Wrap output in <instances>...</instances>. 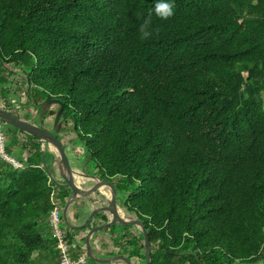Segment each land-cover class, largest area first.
Returning <instances> with one entry per match:
<instances>
[{"label":"trees","instance_id":"trees-1","mask_svg":"<svg viewBox=\"0 0 264 264\" xmlns=\"http://www.w3.org/2000/svg\"><path fill=\"white\" fill-rule=\"evenodd\" d=\"M153 2L0 0V107L44 128L55 110L40 116L41 103L62 102L88 165L143 222L150 264H258L264 0H176L141 39ZM0 125L5 152L25 155L20 168L0 159V264H58L48 215L69 190L49 180L36 138ZM120 240L144 264L141 234Z\"/></svg>","mask_w":264,"mask_h":264},{"label":"water","instance_id":"water-1","mask_svg":"<svg viewBox=\"0 0 264 264\" xmlns=\"http://www.w3.org/2000/svg\"><path fill=\"white\" fill-rule=\"evenodd\" d=\"M64 105L56 99L46 98L40 105V116L49 110H55L52 118V131L42 123L36 124L22 118H17L8 111L0 107V123L7 124L27 136L36 138L40 143V152L42 158V166L49 180L57 187L67 188L69 195L61 210V219L64 226L71 231L85 230L84 246L88 260L95 264H132L125 256L109 255L107 257H98L90 244L91 238L102 230L111 228H127L134 227L142 236L144 264H150V242L143 222L138 220L136 216L124 210L117 200V191L112 183L100 179L94 174L84 171L83 168H74L67 155V150L61 143L59 136L62 127L67 124V117L63 114ZM68 130L75 133V125L67 126ZM70 128V129H69ZM45 152L53 156L49 166L44 162ZM79 199L87 200L92 207L88 216L80 225L73 224L68 216L69 207ZM99 214L104 215L105 221L100 222L91 227L92 222L97 221L95 217ZM88 229V230H87ZM173 255L175 253H172ZM182 253H179L181 255ZM246 264V263H232Z\"/></svg>","mask_w":264,"mask_h":264},{"label":"crops","instance_id":"crops-1","mask_svg":"<svg viewBox=\"0 0 264 264\" xmlns=\"http://www.w3.org/2000/svg\"><path fill=\"white\" fill-rule=\"evenodd\" d=\"M10 79H12V77ZM16 79L18 80V78H16ZM11 87H12L11 91H13V88H15V87L12 84H11ZM10 101L15 106L14 102H16V98L14 96L11 98ZM63 131L64 132L62 133L61 141H62L63 146L67 150V155H68L70 161L72 163H74L73 167L78 168V169L83 168L84 171L97 176V174H96L97 170L92 169L87 163V157H86L83 145L77 140V135L71 131H68V132H65V130H63ZM24 158H25V155L22 152L15 159L17 161L21 162L22 160H24ZM52 159H53V156L51 155V160L49 161V164L52 161ZM68 193H69V191H68ZM117 194L124 196V194L120 193V192H117ZM117 200H118V204L124 210H126L123 206L124 200H122V199L121 200L117 199ZM91 207H92V205L87 200L79 199L69 207V209L67 211V216L73 224L80 225L83 223V221L88 216V213H89ZM61 210H62V207H61ZM132 215H134V214H132ZM95 219L100 220V222L105 221V217L102 214L97 215L95 217ZM98 220L95 222H92L91 227H94L95 225H97L99 223ZM69 234L72 236V241L77 242L78 246H80V247L84 246L85 230L71 231V232H69ZM121 234L122 235L123 234L124 235L130 234L133 236H137L139 234V232L134 227H131L129 229L128 228L121 229V228L116 227L115 230H113V231L110 229L109 230L108 229L102 230L99 233L95 234L90 240V244H91V247L93 249V252L98 257H102V258L107 257L109 255L125 256L121 253L128 251V249H126L122 246L123 243L120 240ZM84 251H85V246H84ZM132 264H136V263L134 262Z\"/></svg>","mask_w":264,"mask_h":264},{"label":"built area","instance_id":"built-area-1","mask_svg":"<svg viewBox=\"0 0 264 264\" xmlns=\"http://www.w3.org/2000/svg\"><path fill=\"white\" fill-rule=\"evenodd\" d=\"M5 142L6 136L0 125V159L10 164L13 168H20L22 164L5 152ZM48 226L56 238L55 250L58 255V264H87V255L84 247H80L81 252L77 254L78 243L74 241L68 242L65 239L62 231L61 208L57 205L53 206L49 212Z\"/></svg>","mask_w":264,"mask_h":264},{"label":"clouds","instance_id":"clouds-1","mask_svg":"<svg viewBox=\"0 0 264 264\" xmlns=\"http://www.w3.org/2000/svg\"><path fill=\"white\" fill-rule=\"evenodd\" d=\"M176 0H154L152 7L149 9L148 15L140 24L141 39H147L153 35L152 16L167 20L173 17L176 12ZM258 264H264V260L258 261Z\"/></svg>","mask_w":264,"mask_h":264},{"label":"rangeland","instance_id":"rangeland-1","mask_svg":"<svg viewBox=\"0 0 264 264\" xmlns=\"http://www.w3.org/2000/svg\"><path fill=\"white\" fill-rule=\"evenodd\" d=\"M15 78V77H14ZM22 79V78H21ZM21 79H18V82L16 83L17 85H20V86H22V80ZM13 85V84H12ZM13 86H15V85H13ZM20 88L21 87H17V88H13V92L14 91H17L18 93H19V95H20V99L21 100H23L24 99V97L22 96V92H20ZM263 96V101H264V94L262 95ZM69 118V119H68ZM67 124L65 125V127H62V130H66V131H71V130H68V127L67 126H71V125H73L74 123V117L73 116H71L70 115V117H67ZM52 122H53V120H52ZM52 122L50 123L49 121L47 122V125H48V128H50V126H51V128H52ZM2 128H4V130L5 129H9V130H11L10 128H8L7 126H3ZM70 129V128H69ZM78 130V129H77ZM12 131V130H11ZM76 131V130H75ZM60 134L61 133H59V136H60ZM8 154V156H10V157H12V158H17L18 156H19V151H18V148H13L12 150H11V152L10 153H7ZM119 195V194H118ZM117 199H119V200H124V196L123 195H119V196H117ZM127 228L129 229V228H131L130 226H127ZM71 232V231H70Z\"/></svg>","mask_w":264,"mask_h":264},{"label":"flooded vegetation","instance_id":"flooded-vegetation-1","mask_svg":"<svg viewBox=\"0 0 264 264\" xmlns=\"http://www.w3.org/2000/svg\"><path fill=\"white\" fill-rule=\"evenodd\" d=\"M40 123H42V122H40ZM51 129H52V128H51V126H50L49 130L53 133V131H52ZM60 131H61V132H60V133H61L60 136L57 135L56 137H57L58 139L61 140L62 133H63L64 131H63L62 129H61ZM65 132H68V131L65 130ZM61 143H62V141H61Z\"/></svg>","mask_w":264,"mask_h":264}]
</instances>
